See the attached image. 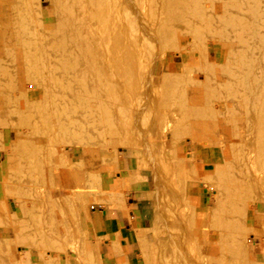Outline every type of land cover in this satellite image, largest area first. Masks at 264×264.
Returning a JSON list of instances; mask_svg holds the SVG:
<instances>
[{"label":"rangeland","instance_id":"obj_1","mask_svg":"<svg viewBox=\"0 0 264 264\" xmlns=\"http://www.w3.org/2000/svg\"><path fill=\"white\" fill-rule=\"evenodd\" d=\"M23 1H21L22 2L21 3L19 0H0V32H1L0 36L3 33L1 36L3 40H6V37H8L7 41L6 42L4 41L5 45L7 42H8L7 44L10 45L9 43L10 40H11V45L13 44L16 45V47L15 45L14 47H11L9 45L8 47L7 46L2 47L4 46V43L2 42L3 45L2 43H0V56H1L0 66L3 67V69H8L11 67L12 62H14L13 59L14 57L11 55L13 54L14 56H16L17 51L15 52V50L20 49L17 48L19 47L17 43L18 38L12 35L11 37L7 36L8 33H6V29L8 27L9 28L11 27L15 28L18 26L22 27L23 24L24 28L31 31H35L34 28L35 25L37 26L38 23H40L38 25L44 24L45 27L44 28L42 27L41 30L39 26H37L38 28L36 27V31L38 30L40 35L42 33L41 37L43 38L41 40V37L40 38L38 37L39 40H41V42H39L36 39L37 42L35 44L45 43L46 41H48V39H54L56 41L57 40L59 41L60 39L61 40L65 39L66 35L68 34L66 31L69 30V27H67V25L65 24V17H64L67 15H62L64 14L62 11L63 7H60L61 6L60 4L55 3L56 0L53 1L38 0L39 2L38 1L37 2L39 6L35 0L34 2L33 0L32 1L30 0L29 2H27L28 0H23ZM25 1L27 4L25 3ZM29 3L32 6L31 7L29 5V7H31V10L28 7ZM34 4L37 7L33 6ZM24 5H26L25 8ZM19 7L22 9V11L24 10V12L27 13L25 14L24 12H21V9L18 10ZM26 7H28L30 11L26 10L28 9ZM166 8H167V3L165 2V0H147L144 9L145 14L152 16L154 12H157L156 14L157 16L155 17L157 19L154 18V22H153L155 23L156 26H153L151 28V30H153L154 32L155 30L156 32L157 31L160 32L161 26L164 27V24L167 23L166 20L168 18V13ZM34 12L37 13L39 16ZM18 13L21 14V16L18 15ZM28 14L32 16L31 17L27 16ZM28 18H30L31 20H29ZM21 19L23 20V22L21 21ZM61 20L63 21L62 23ZM18 21L19 22L21 21L22 23H19ZM25 23L27 26L24 25ZM27 23H32V24H27ZM60 24L64 25L65 27L62 26L63 27L62 28ZM5 25L7 28L5 27ZM3 28H5V30ZM53 29H55V31ZM62 30L64 33L62 32L61 35L60 31ZM220 30L218 33H220ZM53 31L54 32L57 31V35ZM218 33L207 32L203 35V37L199 36L200 39L202 38L201 40L197 38L198 35L197 36L195 35L196 38L200 41V43L198 42L197 39L192 40L193 38H195V36L190 37L192 34L191 35L188 34L187 36L188 41L186 43L183 42L187 44L185 46L187 48L186 50H184V52L172 50L170 49V46L168 49V47H166L162 43H159V45L157 42H152L151 44L148 43L150 45H148L149 47H146V49L148 48L147 51L149 50L148 52L149 56L147 54L146 55L147 57L145 58V60L147 59L148 60L147 62L145 60H142L144 62L142 63V67H144V69L142 70L140 75H138L136 78L138 80L139 77L138 81L140 83L138 82L135 83L136 79L134 77L132 79L134 80V82L131 83L136 85L137 89L134 88L133 85L131 89L132 92H130V88L129 91L128 89L126 90V94L128 93V97L130 95L131 96H130V100H128L129 99L128 97L125 98L127 99L128 102L124 99V107L121 108V112L123 113L125 112V115L127 114L128 118L130 117V120H128V118L125 119V123H124L125 125L123 124L121 127L115 126L114 123L110 121V117L112 115L111 113L113 112L110 110L108 111V114L107 113L101 114L96 122L90 121V123L88 122L89 124L87 123L85 126H83V128H81L80 131L78 130V132L76 133L73 131L75 134L73 132L71 134H69L70 132L68 133L65 132L67 136L64 135V132L57 134L56 131L58 130L55 127V125L45 126L44 119L42 117V115L46 113V111L47 113L49 112L48 110L49 108L52 109L51 112L54 114L63 111L61 109L60 111H57V109L54 108L55 107L54 102L56 103V98L54 97V94L56 93L57 95L59 93L58 95H60L62 93L61 100L64 104H66L69 107L67 108L66 112L67 113L70 111L74 112L73 108L71 107L72 104H74L76 101L79 100L90 99L91 85L88 84V86L90 85L89 86L90 88L87 86V89H81L79 87L78 89H80V91L77 92L75 91L74 94H72V93H68V91H65V86H64L65 81L63 79H62L63 80L62 84L60 83L58 84L56 82L57 84L55 85V82L53 81L54 79L52 77H51L52 80L50 79L48 81L50 75L48 76H45V74L40 75V79L39 76H34L33 79L35 81L37 80L46 81L45 77H47L46 82L49 83L51 81L54 82V84H52V82L50 84V90L51 92L53 91L51 93L53 94L52 95L53 97L50 95L46 97V101H44L45 99H42L40 97L43 94V90L40 89L37 92L35 99L37 101L36 102L37 107L34 108V112H33L36 120L33 121L35 122L34 123L35 126L34 124L31 125L32 124L31 123L28 126L29 128L27 127L29 136L19 134L20 137L22 136L27 141L23 140V138H18L19 137L18 135L13 136L11 134L9 122H11L13 125L15 124V128H16L15 130H17L18 133H21L22 130L21 126L20 125H19L20 127H18V125L16 126V124H20V117L18 114L4 116L5 118L4 117L3 118L5 119V121H3V124L0 125V264L3 263L4 264H10V263L11 264H21V263L46 264V262L48 261L49 262L47 264H102L101 258L98 254L96 241L93 240L92 235L87 228V223H86L87 218H89V214H91L92 211L98 208L127 210L125 206H126L127 198L129 196L128 195L129 186L132 181L141 186V193L138 196H140V198L147 199L152 206V214L154 221L153 238L151 242L146 243L145 246L142 248V257L144 264H177V263L178 264H205V263L220 264V262H222L223 264H227V263L257 264L258 262L259 264L262 261H264L262 259V256L264 254V190L262 191L258 190V192L256 193L257 190H253L250 187L248 180L246 179L241 180L242 172L245 174H252L254 172L253 170L255 171L257 170L259 172L261 171L264 173V160L261 159V155H258V153L260 152L258 153L255 152V154L258 157L255 155L256 157L251 167H249L245 163L244 159L241 157V154H243L244 146L247 143L250 144L252 147L255 146L254 147L255 151L258 150L259 148L257 147L258 146L257 142L255 143L256 137L254 133L257 132V130L254 128L255 127L254 117L253 115L247 112H242L244 116L245 114L246 115L248 114L247 117L246 116L243 117L242 113L238 114V115H242V117L236 114L235 116L234 113H232L231 111L227 116L222 115V113H219V109H215V108L218 106L224 107L225 104H229L230 107H234L236 105V101L230 98L229 96H226L224 94L223 89L220 86L216 85L213 88L214 90L207 92L208 91V90L206 91L207 88L201 90L200 89L201 85H199V83H196L197 80L200 82L203 81V79L205 80L207 78L214 77L215 71L221 70L222 61L219 62L216 59V54L218 53L219 50H222L221 44L219 42H216V39H218L217 38ZM5 34L7 35L4 36ZM52 34L56 36L53 35L54 36L53 38ZM207 35L208 38L206 37ZM13 39L14 41L16 40L17 42L13 41L14 42L13 43L12 42ZM193 41H195L194 44H196V46H194V44L192 43ZM189 46L191 48H189ZM33 48L34 46L32 47V49ZM159 48L162 49L159 50ZM192 48L194 49L191 50ZM197 49L198 50L200 49L202 51L206 50L207 53L211 52L209 59L208 60L205 59L203 57L204 53L202 52L200 53L199 52L200 50L198 51ZM19 52L20 50H18V54ZM198 52L200 55H198ZM150 53L153 54L151 55ZM9 55L13 58H11ZM157 55H159V57ZM197 56L199 59H197ZM15 59L19 61L20 58L15 57ZM151 62H153V64H151ZM211 62L213 63V65L215 64V66H213L214 69L212 68ZM143 64L147 66L145 65L143 66ZM219 64H220V69L217 68ZM15 73L16 72L14 70L13 81L9 83H5V81H2L1 78L2 72H0V85L6 86V88L3 90L4 91L3 94L10 96V100H11L10 102H14L16 103V105L19 106L20 103L22 102V101L20 102V100H22L21 96L22 93H24V89L23 88L21 89L22 81H20L21 79H19L20 75L18 74L17 76V79H19L18 81L20 82V84L18 85L19 82L16 81ZM164 74L168 78H163L165 76ZM167 74L168 75L173 74L175 77L173 75L168 76ZM147 75L149 76L146 77ZM158 75L161 76L158 77ZM145 77L147 78L148 85L150 84V86H148L147 83H145L146 82ZM77 78L78 77L76 76V79ZM187 78H189V80ZM224 79H225L224 76L221 75L220 81L224 82L226 80ZM115 80L116 79L114 78V81ZM161 80L162 81L164 80L163 81L164 83ZM191 81L192 82L195 81L194 86L191 85L192 83ZM187 82H191V83L187 84ZM10 87H12L13 89ZM18 87H20V89ZM177 90L180 92H178ZM184 91H186V93H184ZM12 92H14L13 93L14 97ZM16 93L18 94L16 95ZM132 93H134V95ZM201 93L203 95H201ZM206 93L208 94V96ZM204 94L206 95V97ZM219 94L222 95L223 98H220L221 96ZM209 95L211 96L213 95V96L211 97ZM195 96L197 97V99ZM214 96H216L215 99L213 98ZM49 97H51V99L53 100H51ZM48 98L51 101L52 106L49 105L50 101L48 100ZM44 102L45 104L48 103L49 104L48 106L47 105L43 106L44 107L43 108L42 105L44 104ZM126 102L128 103V105H126ZM209 102H212L211 103L212 105L209 104ZM201 104H203L202 106L204 107H201ZM5 105H6V101L4 100L0 101V107H2L0 108V117L1 114H3ZM41 109H43L42 114H41ZM186 109L190 110V112L193 110V112L190 113ZM183 111H187L188 116L189 115L190 116L188 117L186 112ZM62 113L63 112H61L62 115L61 119H64L63 118L64 113L63 114ZM49 114L51 113L49 112ZM74 114L77 115L75 112ZM40 115L41 117H39ZM129 115H131L132 117ZM233 115L234 117L237 116L238 117L233 119L234 118ZM90 116L94 117L91 113ZM218 117L220 118V120ZM167 119H174L173 120L174 124L172 125L171 129H168L167 131L165 130L163 131L162 130L163 127L161 126ZM218 120L219 122H216ZM141 121H146V122L139 123ZM218 123H219V128L217 127ZM140 124L141 126H139ZM209 125L210 126L212 125L211 127L212 129L215 128L216 129L211 130ZM228 126H230L231 129L230 128L228 129ZM34 127L36 128V130ZM32 128H34V130ZM55 128L56 130L53 131ZM51 130L53 131V133L51 132ZM208 130L212 131L210 132L211 135L209 134ZM44 131H48L49 133ZM161 131H163L164 134L163 133L161 134L160 133ZM33 132H34V136H32ZM40 133L42 136L40 135ZM249 133H252V135L251 134L249 135ZM162 137H164V139H162ZM246 137H248L249 139H246ZM39 138L40 140H37ZM151 139L154 142H152ZM23 141L26 143V145L24 144ZM244 141L246 143H244ZM45 142L48 143L46 144ZM219 142H221L222 144ZM49 143H52L51 146L49 145ZM40 146H44V147L47 146V147H45L44 149L43 147L41 148ZM39 147L41 149H39ZM223 147L224 149L221 150V148ZM5 148L7 150L10 149L11 152L14 151V153L12 152L13 153L12 154L10 150L8 152H5ZM34 152L36 153V156ZM15 154L17 157L15 156ZM60 154L62 155L61 156L62 160L60 158ZM160 155H162V157ZM8 156L10 157L12 156L13 158L11 157L9 159ZM56 156H58L57 163H59L60 165L58 170H56L58 168L57 166L58 164H55L57 160ZM159 158L161 159L160 161L158 160ZM12 159L13 161L16 162L11 161ZM17 160L19 163L17 162ZM237 161H238V165H237ZM24 162H28L30 164L27 163L26 165V163ZM16 163L18 164L14 165ZM37 163H41V164L37 165ZM19 164L20 166H18ZM54 165L55 167H57L56 169ZM12 166L13 168L14 167L15 168L13 169ZM44 166L47 168L44 169ZM10 168L16 171L12 170L13 172L12 173L10 171L11 170ZM39 168L41 170H39ZM49 168L55 169L56 171L51 170ZM37 171H39L40 173ZM17 172L19 173V175L17 174ZM41 173H46L45 174L46 177L44 176V174ZM55 173L57 174L59 173V174L57 175ZM30 174L34 176H31ZM20 177L22 178V180ZM42 179L43 182H41ZM3 181L4 183L5 182L6 183L5 184L2 183ZM28 181L31 184L29 186H28ZM48 181L50 185L46 186L47 184H49L46 183ZM242 181H244V183ZM245 181H247V183ZM66 182L69 184H67ZM220 182L223 183L224 185L220 184ZM240 182H242V184ZM24 183L26 185H24ZM36 183H38L39 185ZM43 183L44 185H41ZM60 183L61 185H59ZM226 184H228V187L226 186ZM236 184L237 186L239 184L240 188H238ZM17 185H19V189L18 187H16ZM220 185H222L221 186L222 188L220 187ZM231 185L236 186L235 188L239 189L238 190L239 192L237 191V189L232 188ZM244 185L249 187H245ZM224 186L226 187L223 188ZM30 187L32 190L30 189ZM63 187H65V189H63ZM67 187L70 188L69 191ZM74 187H77L78 189L80 188L79 191H77L78 190L77 188L75 190ZM21 188L24 190L25 193L24 192L22 193L23 190ZM60 188L63 189L62 191L64 192V195H62L63 193L61 194L60 190H58ZM81 188L83 190H81ZM226 188L227 189L229 188L228 190L232 188V190L228 191L227 193ZM25 189L26 191L28 190L27 191L28 193H26ZM240 189L243 191H240ZM29 190L32 191L31 192L32 194L29 192ZM35 190L37 192L36 194H38V196L36 197L34 194ZM65 191H68V194L65 195ZM234 192H238L236 193L237 195ZM22 194L24 195L22 196ZM28 194L29 196L30 195L31 196L29 197ZM58 195L61 196L60 201H58L59 200ZM239 195L242 196V197L240 196L241 199L237 198ZM232 196H235V198ZM249 197H251V201L253 202V206L250 208L248 207L249 205L248 202L250 201ZM56 198L58 200H55ZM23 199L27 201V204H25L26 202L24 203L25 200L23 201ZM61 199H63L64 204L66 206L63 205ZM235 199H237V201ZM50 200L51 201L54 200L52 204ZM233 200H235L234 202L236 204H234ZM46 201L48 204H46ZM58 202L61 203L58 204ZM3 203L5 205H3ZM44 203L46 206H44ZM6 205L9 206L10 208L9 212H6L4 210L3 206ZM243 210H245L244 211L245 214L241 215L240 213L241 211L243 212ZM25 211H29L30 213V218L26 220L23 219V214ZM6 213L8 217L7 215H5ZM230 213L233 215H231ZM53 215L56 217H53ZM32 217L33 219L34 218L35 219L33 220ZM215 217L217 220L214 219ZM231 217H233L232 218L233 220L231 219ZM8 218L10 221L8 220ZM18 220H20V222ZM256 220H259L260 222L257 223ZM216 221L219 222L220 224L219 223L216 224ZM59 222L61 223L62 226L59 225ZM11 225L17 227L18 230L16 234L14 232L12 233V231L14 230ZM58 226L60 227L58 228ZM220 226L222 227L224 226V227L222 228ZM218 232L220 234H218ZM228 233H229V237L227 236ZM49 237H51L50 241L48 240ZM225 239H227L228 242ZM237 239L240 242H238ZM195 240L196 241L198 240L199 242L198 241L196 242ZM216 242L217 244H215ZM250 242L254 243L253 246L254 253L252 254H254L255 256L254 259L255 261L252 259L253 261L252 263L249 261V256H248V244ZM43 243H45V245ZM70 243L72 244L70 245ZM209 243L211 244V246L213 244L216 246L213 245L212 247L210 246L209 248ZM242 244L243 247H241ZM214 247L217 248L218 252L212 253L215 251ZM211 248L214 251H212ZM244 248L246 251L244 250ZM240 251L243 253H241ZM209 252H211L214 256L210 253V255H208L207 257L206 255L209 254ZM195 253L196 255H194ZM26 256L28 257L26 258ZM202 256H205L206 258L205 257L203 258ZM48 257L50 260L48 259ZM214 257L217 259H215ZM236 259H237V263H236Z\"/></svg>","mask_w":264,"mask_h":264},{"label":"bare ground","instance_id":"obj_2","mask_svg":"<svg viewBox=\"0 0 264 264\" xmlns=\"http://www.w3.org/2000/svg\"><path fill=\"white\" fill-rule=\"evenodd\" d=\"M20 2L23 0H19ZM30 0H28L27 2H29ZM32 1V0H31ZM36 2L38 0H35ZM53 1V0H52ZM24 2V1H23ZM34 2V0H33ZM39 2V1H38ZM37 2V4H38ZM146 2L147 0H56L55 3L60 4V7H63L62 11L64 14L62 15H67L64 16L65 17V24L67 25V27H69V30L66 31L68 34L66 35L65 39H60L59 41L54 40V39H48V41H46L45 43H39V44H35L37 41L36 39L41 42L42 38V33L41 35L39 34V31H36V27L39 26L40 30L42 29V27L44 28L45 25L41 24L38 25L40 23H36L37 26L35 25V31H31L28 30L26 28H24L23 24L22 27H15V28H7L6 25L5 27L6 29V33L4 36H15L18 38V42L14 39L12 40V42H17L18 46L17 48H20L18 50H20L19 54H18V50H15V52L17 51L16 56H14L13 54L10 57L14 59V62H12V65L10 68L8 69H3V67L0 66V72H2V81H5V83H9L12 82L14 79V75H13V71L15 70V75H16V81H18L19 79H21L20 81H22L21 85V89H24V93H22V100H20V105H16V103L14 102H10V96L9 95H5L4 93V89L6 88V86H1L0 85V101H6V105L3 111V114H1L0 117V125L3 124V121H5V117L4 116H9V115H16L18 114L20 117V124H16V126L18 125V127L21 126V133H18L17 130H15V124L13 125L11 122L10 123V129H11V134L13 136L22 134V135H28L29 136V132L27 131V127L31 124L33 125L36 121L35 120V115H34V108L37 107V101L36 99V94L37 92L42 89L43 90V94L42 96H40L42 99H45L44 101H46V97L48 96H52L53 94H51V90H50V84L52 82V84L55 85L58 83L62 84L63 80L65 81L64 86H65V91H68V93H72L74 94V92L76 91H80V89H78L79 87L81 89H87L88 84H90L89 86L91 87V97L89 100H79L76 101L74 104L71 105V107L73 108V111L77 114L75 115L74 112L70 111V112H66L67 108H69L66 104H64L61 100L62 96L60 95H56V93L54 94V97L56 98V103L54 102V108L57 109V111H61L64 113L63 118L61 119L62 115L61 112L54 114L52 113V109L49 108V112L51 114H49V112L44 113L42 115L43 119H44V125L45 126H51V125H55V127L57 128L58 133H62L64 132V135H66V133L70 132L69 134H71L73 131L76 133L78 132V130L80 131L81 128H83V126H85L88 122H96L97 119L100 117L101 114L107 113L108 111H113L110 117V121L114 123L115 126H119L121 127L124 123H125V119L128 118L127 114L125 115V112H121V108L124 107V99L126 97H128V93L126 94V90L130 88V92L133 85L132 84L134 82V80H132L134 77L135 79L137 78L138 75H140V73L142 72V70L144 69V67H142V63H144L142 60H145V58L147 57L146 55L148 54L149 56V50L147 51L146 47H149L148 45H150L152 42H157L158 45L159 43L164 44L166 47L170 46V49L172 50H177L180 52H184V50H186L187 47H185L187 44H185L188 41V34L191 35L190 37H194L195 35L197 36V38L200 39L199 36L203 37V35L207 32H219L218 33V39H216V42H219L222 46V50H219L218 53L216 54V59L221 62L222 66H221V70L220 71H215L214 73V77L212 78H207V79H203V81H198L196 83H199V85H201L200 89H206L207 92L214 90L213 88L217 85L220 86L223 91L224 94L226 96H229L230 98L234 99L236 101V105L234 107H230L229 104H225L224 107H213L215 109H219V113H222V115H229V112L231 111L232 113H234V115H238L241 114L242 112H247L250 113L251 115H253L254 117V124H255V129L257 130V132H255V143L257 142L258 146V150L255 151V146L252 147L250 144H246L244 146L243 149V154H241V157L244 159L245 163L251 167L253 164V161L255 159V157L257 156L255 154V152H260L258 153V155H261V159L264 160V0H165V2L167 3V13H168V18H167V23L164 24V27L161 26V31L160 32H155L153 30H151V28L153 26H156L154 22V18L157 16V12H154V14L151 15H146L144 12L145 6H146ZM22 3V2H21ZM26 3V1H25ZM19 4V3H18ZM17 4V5H18ZM24 4V3H23ZM27 4V3H26ZM57 4V5H58ZM30 3L28 4L29 7ZM32 5V2H31ZM30 5V6H31ZM26 5H24L25 8ZM35 7H37L35 4L33 5ZM39 6V4H38ZM21 7V6H20ZM19 7L18 10H20L21 8ZM26 7V8H28ZM32 7V6H31ZM31 7L30 10H31ZM26 9V10H29ZM39 8V7H38ZM55 9V8H54ZM60 9V8H59ZM58 9V10H59ZM29 10V11H30ZM28 11V12H29ZM61 11V10H60ZM18 12V11H17ZM21 12H24V10ZM19 12V13H21ZM44 12V11H43ZM21 16V14H19ZM25 13V12H24ZM27 13V12H26ZM25 13V14H26ZM32 13V12H30ZM35 13V12H34ZM37 14V13H35ZM10 15V14H9ZM38 15V14H37ZM19 16V17H20ZM27 16H30L29 14ZM32 16V15H31ZM30 16V17H31ZM39 16V15H38ZM18 17V16H17ZM63 17V16H62ZM21 18V17H20ZM10 19V17H9ZM29 20H31L30 18H28ZM157 19V18H155ZM34 20V19H33ZM37 20V19H36ZM64 20V19H63ZM21 21L23 22V20L21 19ZM19 23H22V22ZM25 21V20H24ZM165 21V22H166ZM31 22V21H30ZM33 22V21H32ZM63 21L61 20V23ZM60 23V22H59ZM27 24H32V23H27ZM35 24V23H34ZM154 24V25H153ZM10 25V24H9ZM18 25V24H16ZM26 25V23L24 24ZM61 27L64 26L62 24H60ZM158 25V24H157ZM8 26V25H7ZM27 26V25H26ZM65 27V26H64ZM163 27V29H162ZM220 27V28H218ZM38 28V27H37ZM63 28V27H62ZM5 30V28H3ZM33 29V28H32ZM3 30V31H4ZM44 30V29H43ZM55 31V29H53ZM58 30V29H57ZM45 31V30H44ZM53 31V32H54ZM52 32V31H50ZM62 31H60L61 35H62ZM1 33V32H0ZM57 35V31L54 32ZM59 33V31H58ZM64 33V32H63ZM3 34V33H2ZM1 34V36H2ZM10 34V35H9ZM52 34V37L54 38V35ZM0 36V37H1ZM50 36V35H49ZM193 38L192 40H196L197 38ZM41 37V40H39V38ZM51 37V36H50ZM208 38V35L206 36ZM214 37V36H213ZM3 40V38L1 37L0 43H4V46L2 47H8L9 44L5 42L7 41ZM59 38V37H57ZM62 38V37H61ZM64 38V36H63ZM205 38V37H204ZM5 39V37H4ZM12 39V38H10ZM9 39V40H10ZM47 39V37H46ZM56 39V38H55ZM206 39V38H205ZM210 39V38H209ZM8 40V41H9ZM45 40V39H43ZM198 40V39H197ZM198 40V42L200 43V41ZM212 40V39H211ZM210 40V41H211ZM5 41V42H4ZM13 42V43H14ZM185 42V43H183ZM197 42V41H196ZM2 43V45H3ZM10 45L11 47H14L15 44L11 45V40H10ZM150 43V44H148ZM193 44L195 43V41L192 42ZM197 43V44H199ZM147 44V45H146ZM154 44V43H153ZM160 44V45H162ZM210 44V43H209ZM34 46V48L32 49V47ZM36 46V47H35ZM154 46V45H153ZM194 46H196V44H194ZM205 46V45H204ZM1 47V48H2ZM16 47V45H15ZM151 47V46H150ZM16 48V49H17ZM156 48V46H155ZM189 48H191L189 46ZM153 49V48H152ZM162 48H159V50ZM194 48H192L191 50H193ZM204 49V48H203ZM11 50V49H10ZM155 50V49H154ZM198 50V49H197ZM196 50V51H197ZM200 50V49H199ZM198 50V51H199ZM9 52V51H7ZM157 52V51H156ZM160 52V51H158ZM200 53H204L202 56L205 59H209L210 57V53H207L206 50H200ZM198 52V55H200ZM12 53V52H11ZM193 53V52H192ZM7 54V53H6ZM15 54V53H14ZM151 54V53H150ZM153 54V53H152ZM151 54V55H152ZM160 54V53H159ZM155 55V53H154ZM6 56V55H5ZM159 57V55H157ZM200 56V57H202ZM1 57V56H0ZM15 57H19V61L17 59H15ZM154 57V56H152ZM157 57V58H158ZM149 58V57H148ZM203 58V59H204ZM197 59L198 56H197ZM148 60V59H147ZM147 60H145L147 62ZM153 60V59H152ZM195 60V59H194ZM195 62V61H194ZM206 62V61H205ZM210 63V62H209ZM212 63V62H211ZM9 64V63H8ZM151 64H153V62H151ZM150 64V65H151ZM208 64V63H207ZM145 64H143L144 66ZM149 65V66H150ZM218 65V64H217ZM216 65V67H217ZM147 66V65H145ZM215 64L213 65L212 63V68L214 69ZM200 67V66H199ZM220 69V64L217 67ZM146 69V68H145ZM196 69V66H195ZM198 69V68H197ZM200 69V68H199ZM204 69V68H203ZM152 70V67H151ZM198 71V70H197ZM200 71V70H199ZM202 71V70H201ZM161 72V71H160ZM196 72V71H195ZM212 72V71H211ZM210 72V73H211ZM214 72V71H213ZM158 73V72H157ZM18 74L20 75L19 79H17ZM48 76L50 75L48 81L51 79V77L54 79L53 81L46 82L47 81V77L46 81L45 80H37L35 81L33 78L34 76H39L40 79V75H44ZM77 74V75H76ZM165 75V74H164ZM163 75V76H164ZM168 75V74H167ZM171 76L173 74H170ZM168 75V76H170ZM193 75V73H192ZM224 76L225 81L221 82L220 81V77ZM76 76L78 77L76 79ZM149 75H147L146 77H148ZM161 75H158V77ZM162 76V77H163ZM174 76V75H173ZM205 76V75H204ZM141 77V76H140ZM144 77V76H143ZM145 77V78H146ZM175 77V76H174ZM208 77V76H207ZM114 78L116 79L114 81ZM142 78V77H141ZM140 78V79H141ZM163 78H168L166 75ZM162 78V79H163ZM170 78V77H169ZM205 78V77H204ZM63 79V80H62ZM143 79V78H142ZM141 79V80H142ZM186 79V78H185ZM189 80V78H187ZM52 80V79H51ZM132 80V81H131ZM137 80V79H136ZM135 83L138 82L140 83L139 77L138 80ZM152 80V79H151ZM184 80V79H183ZM194 80V79H193ZM1 81V82H2ZM157 81V80H156ZM160 81V80H159ZM162 81V80H161ZM164 81V80H163ZM162 81V82H163ZM170 81V80H169ZM186 81V80H185ZM19 82V81H18ZM17 82V83H18ZM57 82V83H56ZM132 82V83H131ZM144 82V81H143ZM158 82V81H157ZM182 82V81H181ZM192 82V81H191ZM191 82H187V84H190ZM195 82V81H194ZM194 82L191 83L192 86H194ZM221 82V83H220ZM142 83V82H141ZM148 85V81L146 78V82ZM161 83V82H159ZM164 83V82H163ZM167 83V82H166ZM20 84V82L18 83V85ZM132 84V85H131ZM131 85V86H130ZM141 85V84H140ZM158 85V84H157ZM15 86V84H14ZM88 86V87H89ZM130 86V87H129ZM150 86V84L148 85ZM20 87H18L20 89ZM89 87V88H90ZM153 87V86H152ZM12 88V87H10ZM134 88L137 89L136 85H134ZM133 88V89H134ZM146 88V87H145ZM154 88V87H153ZM157 88V86H156ZM9 89V87H8ZM13 89V88H12ZM11 89V91H12ZM18 89V90H19ZM152 89V88H151ZM181 89V88H180ZM179 90V89H178ZM177 90V91H178ZM218 90V89H217ZM21 91V90H20ZM155 91V90H154ZM205 91V90H203ZM136 92V91H135ZM180 92V91H178ZM183 92V91H182ZM14 92H12L13 94ZM137 93V92H136ZM135 93V94H136ZM144 93V92H143ZM184 93H186V91H184ZM212 93V92H211ZM215 93V92H213ZM217 93V92H216ZM18 93H16L17 95ZM77 94V93H75ZM131 94V93H130ZM134 95V93H132ZM181 94V93H180ZM197 94V93H196ZM207 94V93H206ZM15 95V96H16ZM21 95V94H20ZM19 95V96H20ZM127 95V96H126ZM201 95H203L201 93ZM205 95V94H204ZM214 95V94H213ZM212 95V96H213ZM217 95V94H216ZM220 95V94H219ZM66 96V95H63ZM131 96V95H130ZM130 96L128 97L130 100ZM183 96V94H182ZM197 96V95H196ZM195 96V97H196ZM208 96V94H207ZM211 96V95H209ZM211 96V97H212ZM220 98H223L222 95H220ZM14 97V94H13ZM53 97V96H52ZM193 97V96H192ZM200 97V96H199ZM206 97V95H205ZM216 96H214L213 98L215 99ZM51 99V97H49ZM48 98V100H49ZM132 98V97H131ZM201 98V97H200ZM203 98V97H202ZM17 99V98H16ZM135 99V98H134ZM137 99V98H136ZM197 99V97H196ZM205 99V98H204ZM210 99V97H209ZM15 100V99H14ZM47 100V101H48ZM53 100V99H51ZM127 101V99H125ZM203 100V99H202ZM13 101V100H12ZM50 101V100H49ZM55 101V100H54ZM192 101V100H191ZM189 101V102H191ZM195 101V100H194ZM206 101V100H205ZM210 101V100H209ZM43 102V101H42ZM53 102V101H52ZM128 102V101H127ZM126 102V105H128V103ZM130 102V101H129ZM132 102V101H131ZM226 102V101H225ZM48 103V102H47ZM196 103V102H195ZM194 103V104H195ZM206 103V102H205ZM208 103V100H207ZM212 102H209V104H211ZM45 104V102H44ZM43 106H48V104H45ZM142 104V103H141ZM187 104V103H186ZM50 106L51 105V101H50ZM198 105V102H197ZM196 105V106H197ZM203 104H201V107ZM205 105V104H204ZM212 105V104H211ZM209 105V106H211ZM216 105V104H215ZM193 106V105H192ZM2 108V107H0ZM44 108V107H43ZM47 108V107H46ZM53 108V109H54ZM51 109V110H50ZM189 109V108H188ZM186 109V110H188ZM231 109V110H230ZM39 110V109H38ZM42 110L41 109V114H42ZM47 110V109H44ZM198 110V109H197ZM201 110V109H199ZM56 111V110H53ZM190 112V110H188ZM186 112L187 116L188 113L187 111H183ZM193 110L190 112L192 113ZM40 113V111H39ZM62 113V114H63ZM90 113L95 117H91ZM129 113V112H128ZM189 113V114H190ZM54 114V115H52ZM99 114V115H98ZM130 114V113H129ZM132 114V113H131ZM201 114V113H200ZM243 114V113H242ZM98 115V116H97ZM196 115V114H195ZM233 115V117H234ZM235 115V116H236ZM127 116V117H126ZM131 116V115H129ZM190 116V115H189ZM188 116V117H189ZM192 116V115H191ZM221 116V115H220ZM240 117H242V115H238ZM237 116V117H238ZM245 116L247 117L248 114ZM243 114V117H245ZM4 117V118H3ZM41 117V115L39 116ZM132 117V116H131ZM194 117V116H193ZM232 117V116H231ZM234 117L233 119L237 118ZM219 118V117H218ZM224 118V117H223ZM4 119V120H2ZM190 119V118H189ZM40 120V119H39ZM38 120V122H39ZM128 120H130V117L128 118ZM126 120V121H128ZM144 120V119H143ZM174 119H167L161 127H163V131H167L168 129H171L172 125L174 124ZM193 120V119H192ZM199 120V119H198ZM217 120V118H216ZM220 120V118H219ZM216 121V122H219ZM223 120V119H222ZM229 120V119H228ZM9 121V120H8ZM11 121V120H10ZM18 121V118H17ZM225 121V120H224ZM232 121V120H231ZM230 121V122H231ZM144 123L146 121H141L139 123ZM190 122V121H189ZM88 123V124H89ZM198 123V122H197ZM20 125V126H19ZM125 125V124H124ZM195 125V124H194ZM227 125V124H225ZM35 126V124H34ZM40 126V125H39ZM141 126V124L139 125ZM196 126V125H195ZM210 126V125H209ZM208 126V127H209ZM217 126V124H216ZM214 126V127H216ZM223 126V125H222ZM221 126V127H222ZM137 127V126H136ZM212 127V125L210 126V128ZM213 127V128H214ZM219 128V123L218 126ZM227 127V126H226ZM29 128V127H28ZM35 128V127H34ZM34 128H32L34 130ZM37 128V126H36ZM35 128V130H36ZM52 128V127H51ZM54 128V127H53ZM56 128L53 130L55 131ZM225 128V127H224ZM230 128V126H228V129ZM252 128V127H251ZM26 129V130H25ZM31 129V130H32ZM44 129V128H43ZM159 129V128H158ZM206 129V128H205ZM209 129V128H208ZM216 129V128H215ZM212 129L211 130H215ZM231 129V128H230ZM247 129V128H246ZM250 129V128H249ZM254 129V130H255ZM42 130V129H41ZM209 131L210 132L212 131ZM251 130V129H250ZM39 131V130H38ZM53 131L51 130V132L53 133ZM84 131V130H83ZM143 131V130H142ZM163 131H161L160 133L162 134ZM207 131V132H208ZM252 131V130H251ZM32 132V131H31ZM44 132H48V131H44ZM66 132V133H65ZM73 132V133H74ZM82 132V130H81ZM36 133V132H35ZM42 133V132H41ZM40 133V135H41ZM49 133V132H48ZM46 133V134H48ZM55 133V132H54ZM74 133V134H75ZM140 133V132H139ZM148 133V132H146ZM44 134V133H43ZM56 134V133H55ZM135 134V133H134ZM138 134V133H137ZM164 134V133H163ZM170 134V131H169ZM172 134V131H171ZM208 134V136H209ZM252 135V133H249V135ZM53 135V134H52ZM211 135V134H210ZM34 136V132L33 135ZM39 136V135H37ZM42 136V135H41ZM50 136V135H49ZM67 136V135H66ZM248 136V133H247ZM71 137V136H70ZM137 137V136H136ZM139 137V135H138ZM152 137V136H151ZM161 137V136H160ZM251 137V136H250ZM18 138H23L22 136L18 137ZM38 138V137H37ZM46 138V137H45ZM143 138V137H142ZM146 138V137H145ZM214 138V137H213ZM217 138V137H216ZM34 139V138H33ZM42 139V138H41ZM81 139V138H80ZM78 139V140H80ZM144 139V138H143ZM160 139V138H159ZM162 139H164V137H162ZM246 139H249L248 137H246ZM23 140H26L25 138H23ZM37 140H40L37 139ZM43 140V139H42ZM46 140V139H45ZM44 140V141H45ZM67 140V139H66ZM70 140V139H69ZM82 140V139H81ZM215 140V139H214ZM217 140V139H216ZM27 141V140H26ZM32 141V139H31ZM47 141V140H46ZM54 141V140H51ZM50 141V142H51ZM59 141V140H58ZM150 141V140H149ZM152 141V139H151ZM150 141V142H151ZM163 141V140H162ZM247 141V140H245ZM244 141V143H246ZM24 142V141H23ZM22 142V144H23ZM29 142V141H28ZM57 142V141H56ZM64 142V141H63ZM68 142V141H67ZM144 142V141H143ZM154 142V141H152ZM216 142V141H215ZM46 143V142H45ZM48 143V142H47ZM46 143V144H47ZM55 143V142H54ZM221 143V142H219ZM24 144L26 145V143L24 142ZM45 144V145H46ZM52 143H49V145L51 146ZM65 144V143H64ZM67 144V143H66ZM69 144V143H68ZM222 144V143H221ZM254 144V143H253ZM21 145V143H20ZM47 145V146H49ZM75 145V144H74ZM147 145V144H146ZM29 146V145H27ZM45 146V147H47ZM53 146V145H52ZM222 146V145H221ZM31 147V146H30ZM41 148L43 147L45 149L44 146H40ZM39 147V149H41ZM150 147V145H149ZM26 148V147H25ZM52 148V147H51ZM88 148V147H87ZM220 148V147H219ZM24 149V148H23ZM22 149V150H23ZM29 149V148H28ZM43 149V150H44ZM223 148H221V150H223ZM10 150V149H9ZM9 150H7L5 148V152H8ZM19 150V149H18ZM26 150V149H25ZM220 150V151H221ZM47 151V150H46ZM146 151V150H145ZM169 151V150H168ZM11 152V150H10ZM14 153V151H12ZM11 152V153H12ZM19 152V151H18ZM36 152V151H35ZM34 152V153H35ZM12 153V154H13ZM16 153V152H15ZM89 153V152H88ZM20 154V153H19ZM145 154V153H144ZM147 154V153H146ZM162 154V153H161ZM237 155V154H236ZM239 155V154H238ZM256 155V156H255ZM16 156V154H15ZM21 156V155H20ZM36 156V153H35ZM62 155L60 154V158L62 160ZM162 157V155H160ZM12 157V156H11ZM10 156H8V158H11ZM17 157V156H16ZM160 157V158H161ZM236 157V156H235ZM239 157V156H238ZM258 157V156H257ZM13 158V157H12ZM15 158V157H14ZM46 158V157H45ZM158 159L159 161L161 159ZM17 159V158H16ZM20 159V158H19ZM18 159V160H19ZM50 159V158H49ZM56 163L58 164V168L55 167L56 170L59 169V163H57L58 161V156H56ZM241 159V160H243ZM260 159V158H259ZM17 160V162H18ZM35 160V159H34ZM37 160V157H36ZM42 160V159H41ZM46 160V159H44ZM13 161V159L11 160ZM239 161V160H238ZM238 161H237V165H238ZM16 162V161H13ZM30 162V161H29ZM36 162V161H35ZM39 162V161H38ZM19 163V162H18ZM18 163L14 164L17 165ZM27 163L28 162H24ZM23 163V165H24ZM47 163V162H46ZM45 163V164H46ZM61 163V162H60ZM64 163V162H63ZM30 164V163H28ZM41 164V163H37ZM66 164V163H65ZM64 164V165H65ZM47 165V164H46ZM45 165V166H46ZM20 166V164L18 165ZM32 166V165H31ZM44 166V169L47 168ZM244 166V165H243ZM247 166V167H248ZM10 167V166H8ZM17 167V166H16ZM23 167V166H22ZM21 167V168H22ZM63 167V166H62ZM82 167V166H81ZM240 167V166H239ZM237 167V168H239ZM13 168V166H12ZM10 168L11 172L12 170L15 168ZM20 168V169H21ZM29 168V167H28ZM27 168V169H28ZM35 168V167H34ZM37 168V166H36ZM233 168V167H232ZM25 169V170H27ZM51 169V168H49ZM48 169V170H49ZM55 169H51V170H55ZM64 169V168H63ZM228 169V168H227ZM245 169V168H244ZM249 169V168H246ZM39 170H41L39 168ZM43 170V169H42ZM55 170V171H56ZM62 170V168H61ZM241 170V169H239ZM16 171V170H13ZM29 171V170H28ZM45 171V170H44ZM50 171V170H49ZM48 171V172H49ZM238 171V170H237ZM246 171V170H245ZM251 171V170H250ZM252 174H245V173H241L242 179L241 180H248L250 187L253 190H257L256 193L258 192V190L262 191L264 190V173L263 172H259V171H255ZM39 172V171H37ZM53 172V171H51ZM58 172V171H57ZM248 172V170H247ZM13 173V172H12ZM40 173V172H39ZM47 173V172H46ZM46 173H41V174H45ZM239 173V174H240ZM250 173V172H249ZM16 174V172H15ZM17 174L19 175V173L17 172ZM21 174V172H20ZM32 174V172H31ZM30 174V175H31ZM39 174V175H41ZM54 174V173H53ZM57 174V173H55ZM59 174V173H58ZM57 174V175H58ZM29 175V176H30ZM34 176V175H31ZM15 177V176H14ZM19 177V176H18ZM22 177V176H21ZM20 177V178H21ZM26 177V176H25ZM24 177V178H25ZM43 177V176H42ZM46 177V176H45ZM44 177V178H45ZM60 177V175H59ZM58 177V178H59ZM19 178V179H20ZM28 178V177H27ZM35 178V177H34ZM8 179V178H7ZM5 179V180H7ZM31 179V178H30ZM33 179V178H32ZM46 179V178H45ZM44 179V180H45ZM57 179V178H56ZM225 179V177H224ZM237 179V178H236ZM239 179V178H238ZM9 180V179H8ZM18 180V179H17ZM22 180V178H21ZM26 180V179H25ZM49 180V179H48ZM54 180V179H53ZM240 180V179H239ZM27 181V180H26ZM24 181V182H26ZM47 181V180H46ZM60 181V180H59ZM66 181V180H65ZM219 181V180H218ZM224 181V180H222ZM221 181V182H222ZM35 182V181H33ZM40 182V181H39ZM43 182V179L42 181ZM222 185H224L223 183H221ZM239 182V181H238ZM244 183V181H242ZM242 182H240L242 184ZM247 183V181H245ZM4 183V181L2 182ZM6 183V182H5ZM4 183V184H5ZM8 183V182H7ZM11 183V182H10ZM45 183V181H44ZM41 184V185H44ZM46 183H49L46 182ZM55 183V182H54ZM67 183V182H66ZM78 183V182H77ZM18 184V182H17ZM21 184V183H20ZM34 184V183H33ZM38 184V183H36ZM69 184V183H67ZM3 185V184H2ZM9 185V184H8ZM24 185H26L24 183ZM31 185L28 181V186ZM39 185V184H38ZM37 185V186H38ZM49 184H47L46 186H49ZM61 185V183L59 184ZM65 185V184H63ZM72 185V184H71ZM77 185V184H76ZM80 185V184H79ZM220 185V187L222 186ZM75 186V185H73ZM78 186V185H77ZM226 186L228 187V184H226ZM226 186H224L223 188H225ZM237 186V184H236ZM236 186H232V188H235ZM245 187H249L244 185ZM9 187V186H8ZM7 187V188H8ZM11 187V185H10ZM15 187V186H14ZM16 187H18L19 189V185H17ZM34 187V186H33ZM40 187V186H39ZM38 187V188H39ZM66 187V186H65ZM65 187H63V189H65ZM79 187V186H78ZM238 188H240L239 184L237 186ZM36 188V185H35ZM34 188V189H35ZM43 188V187H42ZM45 188V187H44ZM68 188V187H67ZM77 187H74V189L76 190ZM222 188V187H221ZM232 188L230 190H232ZM4 189V188H3ZM22 189V188H21ZM20 189V190H21ZM31 189V187H30ZM48 189V187H47ZM63 189H58L60 190V193L62 195H64V192L62 191ZM70 188H68L69 191ZM73 189V188H71ZM78 189V188H77ZM80 189V188H79ZM79 189L77 191H79ZM227 189V188H226ZM229 189V188H228ZM227 189V193L228 190ZM237 189V188H235ZM242 189V188H241ZM240 191H243L241 190ZM9 190V189H8ZM12 190V189H11ZM15 190V189H14ZM23 190V189H22ZM32 190V189H31ZM37 190V189H36ZM33 191V193L35 194V197L38 196V194H36ZM67 190V189H66ZM73 190V191H75ZM81 190H83L81 188ZM239 189H237L238 191ZM19 191V190H18ZM26 191V189H25ZM28 191V190H27ZM26 191V193H28ZM41 191V190H40ZM62 191V192H61ZM68 191H65V195L68 194ZM225 191V189H224ZM223 191V192H224ZM11 192V191H10ZM24 192V190L22 191V193ZM29 192L31 193L32 191L29 190ZM39 192V191H38ZM71 192V191H70ZM69 192V193H70ZM239 192V191H238ZM238 192H234L235 194ZM3 193V192H2ZM7 193V192H6ZM16 193V192H15ZM20 193V192H19ZM25 193V192H24ZM40 193V192H39ZM42 193V192H41ZM226 193V194H227ZM233 193V192H232ZM241 193V192H240ZM21 194V193H20ZM32 194V193H31ZM33 194V195H34ZM50 194V193H49ZM60 194V195H61ZM72 194V193H71ZM111 194V193H110ZM113 194V193H112ZM242 194V193H241ZM244 194V193H243ZM254 194V192H253ZM24 194H22L23 196ZM26 195V194H25ZM42 195V194H41ZM115 195V194H114ZM237 195V194H236ZM245 195V194H244ZM243 195V196H244ZM248 195V194H247ZM246 195V196H247ZM260 195V192H259ZM258 195V196H259ZM29 196V194H28ZM31 196V195H30ZM29 196V197H30ZM40 196V194H39ZM70 196V195H68ZM82 196V195H81ZM231 196V195H229ZM241 195H239L237 198L241 199L240 197ZM245 196V197H246ZM44 197V196H43ZM47 197V196H46ZM57 197V196H56ZM60 197L58 195L59 200L56 198L55 200L60 201ZM227 197V196H226ZM235 198V196H232ZM32 198V197H31ZM42 198V197H41ZM50 198V197H49ZM250 201L248 202V207H252L253 206V202L251 201V197ZM247 198V199H249ZM255 198V196H254ZM253 198V199H254ZM245 199V198H244ZM25 199H23L24 201ZM64 204L63 199H61ZM65 200V199H64ZM83 200V199H82ZM237 201V199H235ZM233 200V202L235 201ZM48 201V200H47ZM46 201V204H48ZM51 201V200H50ZM49 201V202H50ZM54 201V200H53ZM51 201V204L52 202ZM255 201V200H254ZM26 202V203H25ZM239 202V201H238ZM237 202V203H238ZM25 204H27V201H24ZM61 202H58V204H60ZM7 204V203H6ZM16 204V203H14ZM43 204V203H42ZM234 204H236L234 202ZM233 204V205H234ZM3 205H5L3 203ZM24 205V204H23ZM29 205V204H28ZM15 206V205H14ZM26 206V205H25ZM44 206L45 203H44ZM66 206V205H65ZM4 210L6 212H9V206H3ZM31 207V206H30ZM34 207V206H33ZM235 207V206H234ZM241 207V206H240ZM35 208V207H34ZM45 208V207H44ZM232 208V207H231ZM51 209V208H50ZM233 210V209H232ZM31 211V209H30ZM50 211V210H48ZM234 211V210H233ZM245 210H243V212L241 211V215L245 214L244 212ZM52 212V211H51ZM232 213V211H231ZM230 213V214H231ZM4 214V213H2ZM15 214V213H14ZM38 214V213H37ZM40 214V213H39ZM56 214V213H55ZM239 214V215H240ZM7 215V213L5 214ZM87 215V214H86ZM233 215V214H231ZM36 216V215H34ZM38 216V215H37ZM88 216V215H87ZM8 217V215H7ZM53 217H56L53 215ZM214 217V216H213ZM30 218V213L29 211H25L23 214V219H29ZM52 218V217H51ZM233 217H231L232 219ZM22 219V220H23ZM33 219V217H32ZM35 219V218H34ZM33 219V220H34ZM55 219V218H53ZM52 219V220H53ZM58 219V218H56ZM60 219V218H59ZM216 219V217L214 218ZM236 219V218H234ZM9 220V218H8ZM217 220V219H216ZM220 220V219H219ZM233 220V219H232ZM10 221V220H9ZM12 221V220H11ZM17 221V220H16ZM15 221V222H16ZM20 222V220H18ZM36 221V220H35ZM211 221V218H210ZM226 221V220H223ZM238 221V220H236ZM255 221V219H254ZM256 222H260L259 220H256ZM30 223V222H29ZM56 223V221H55ZM211 223V222H210ZM219 223L216 221V224ZM10 224V223H9ZM32 224V223H31ZM34 224V223H33ZM58 224V223H57ZM220 224V223H219ZM59 225H61V223L59 222ZM213 225V223H212ZM224 225V224H223ZM227 225V224H226ZM230 225V224H228ZM256 225V224H255ZM12 226V225H11ZM19 226V225H18ZM62 226V225H61ZM219 226V225H218ZM3 227V226H2ZM13 230L12 233L14 232L16 234L17 232V227L16 226H12ZM57 227V226H56ZM60 226H58L59 228ZM74 227V226H73ZM209 227V226H208ZM213 227V226H212ZM222 227V226H220ZM224 227V226H223ZM222 227V228H223ZM254 227V226H253ZM27 229V228H26ZM37 229V228H36ZM40 229V227H39ZM56 229V228H54ZM7 230V229H6ZM22 230V229H21ZM251 230V229H250ZM35 231V230H34ZM67 231V230H66ZM200 231V230H199ZM210 231V230H209ZM36 232V231H35ZM64 232V231H63ZM222 232V231H220ZM236 232V230H235ZM242 232V231H241ZM20 233V231H19ZM24 233V232H23ZM227 233V232H226ZM233 233V232H231ZM243 233V232H242ZM218 234H220L218 232ZM235 234V233H234ZM46 235V234H45ZM222 235V234H221ZM237 235V234H236ZM244 235V234H243ZM242 235V236H243ZM227 236L229 237V233L227 234ZM238 236V235H237ZM240 236V235H239ZM45 237V236H44ZM195 237V236H194ZM222 237V236H221ZM49 237V241H50ZM59 238V237H58ZM233 238V237H232ZM242 238V237H241ZM16 239V237H15ZM44 239V238H43ZM54 239V237H53ZM60 239V238H59ZM65 239V238H64ZM197 239V237H196ZM230 239V238H229ZM52 240V239H51ZM194 240V239H193ZM227 241V239H225ZM240 240V239H239ZM33 241V239H32ZM37 241V240H36ZM77 241V240H76ZM188 241V240H187ZM196 241V240H195ZM198 241V240H197ZM196 241V242H197ZM238 241V239H237ZM236 241V242H237ZM31 242V241H30ZM38 242V241H37ZM53 242V241H51ZM74 242V241H73ZM72 242V243H73ZM191 242V241H190ZM199 242V241H198ZM203 242V241H202ZM228 242V241H227ZM226 242V243H227ZM240 242V241H238ZM32 243V242H31ZM46 243V242H45ZM45 243H43L45 245ZM61 243V242H60ZM70 243V245L72 244ZM211 243V242H210ZM209 243V248L211 246V244ZM220 243V242H219ZM225 243V242H224ZM242 243V241H241ZM26 244V243H25ZM37 244V243H36ZM63 244V243H62ZM76 244V243H75ZM180 244V242H179ZM192 244V243H191ZM196 244V243H195ZM201 244V243H200ZM217 244V242L215 243ZM230 244V243H229ZM52 245V244H50ZM49 245V246H50ZM199 245V244H198ZM204 245V244H203ZM214 245V244H213ZM212 245V246H213ZM220 245V244H219ZM222 245V244H221ZM48 246V244H47ZM69 246V245H68ZM77 246V245H75ZM211 246V247H212ZM216 246V245H214ZM230 246V245H229ZM247 246V245H245ZM254 243L250 242L248 244V256H249V261L252 263V259H255L254 254ZM51 247V246H50ZM200 247V246H199ZM243 247V244L242 246ZM47 248V247H46ZM53 248V247H52ZM51 248V249H52ZM215 248V247H214ZM218 248V246H217ZM217 248H215L214 250L212 249V253L218 252ZM225 248V247H223ZM222 248V249H223ZM71 249V247H70ZM208 249V248H207ZM220 249V248H219ZM243 249V248H242ZM64 250V249H61ZM192 250V249H191ZM217 250V251H216ZM221 250V249H220ZM224 250V249H223ZM233 250V249H232ZM245 250V248H244ZM76 251V250H75ZM209 251V250H208ZM226 251V250H225ZM231 251V249H230ZM246 251V250H245ZM24 252V251H23ZM233 252V251H232ZM241 252V251H240ZM191 253V252H190ZM200 253V252H199ZM211 252H209V254H207L206 256L208 257V255H210ZM211 253V254H212ZM221 253V251H220ZM230 253V252H227ZM243 253V252H241ZM246 253V252H244ZM193 254V253H192ZM233 254V253H232ZM19 255V254H18ZM27 255V254H26ZM196 255V253L194 254ZM201 255V254H200ZM204 255V254H203ZM213 255V254H212ZM235 255V254H234ZM245 255V254H244ZM56 256V255H55ZM214 256V255H213ZM28 256H26L27 258ZM196 257V256H195ZM203 258L205 256H202ZM216 257V255H215ZM214 257V258H215ZM221 257V256H220ZM234 257V256H233ZM232 257V258H233ZM240 257V256H239ZM243 257V256H242ZM8 258V257H7ZM54 258V257H53ZM206 258V257H205ZM235 258V257H234ZM9 259V258H8ZM44 259V258H43ZM42 259V260H43ZM49 259V257H48ZM52 259V258H51ZM196 259V258H195ZM200 259V258H198ZM208 259V258H207ZM210 259V258H209ZM217 259V258H215ZM221 259V258H218ZM244 259V258H243ZM262 259L264 260V254L262 256ZM50 260V259H49ZM206 260V259H205ZM213 260V259H212ZM9 261V260H8ZM27 261V260H26ZM207 261V260H206ZM209 261V260H208ZM220 261V260H219ZM232 261V260H231ZM242 261V260H241ZM255 261V260H254ZM25 262V261H24ZM28 262V261H27ZM49 262V261H48ZM46 262V264L48 263ZM185 262V261H184ZM215 262V261H213ZM2 263V262H1ZM19 263V262H18ZM175 263V262H174ZM204 263V262H203ZM210 263V262H209ZM222 262H220L221 264ZM236 263H237V259H236ZM244 263V262H243ZM4 264V263H3ZM11 264V263H10ZM22 264V263H21ZM178 264V263H177ZM207 264V263H205ZM214 264V263H213ZM216 264V263H215ZM223 264V263H222ZM228 264V263H227ZM256 264V263H255ZM258 264V262H257ZM259 264H264V261H262Z\"/></svg>","mask_w":264,"mask_h":264},{"label":"crops","instance_id":"obj_3","mask_svg":"<svg viewBox=\"0 0 264 264\" xmlns=\"http://www.w3.org/2000/svg\"><path fill=\"white\" fill-rule=\"evenodd\" d=\"M141 186L131 182L127 210L98 208L87 218L102 264H144L142 248L153 238L152 206L138 196Z\"/></svg>","mask_w":264,"mask_h":264}]
</instances>
